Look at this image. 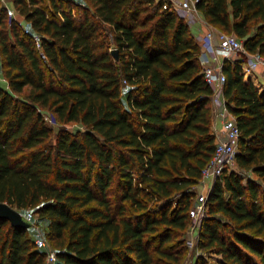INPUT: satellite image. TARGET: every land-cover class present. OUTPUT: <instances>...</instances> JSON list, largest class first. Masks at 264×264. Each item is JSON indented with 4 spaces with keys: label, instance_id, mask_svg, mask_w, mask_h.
Returning <instances> with one entry per match:
<instances>
[{
    "label": "trees",
    "instance_id": "1",
    "mask_svg": "<svg viewBox=\"0 0 264 264\" xmlns=\"http://www.w3.org/2000/svg\"><path fill=\"white\" fill-rule=\"evenodd\" d=\"M194 1L210 26L264 55V0ZM7 3L0 203L46 223L58 264H183L196 188L217 149L193 27L164 0ZM244 61L222 68L237 165L214 182L196 243L222 264H264V89L245 80ZM0 264H47L31 228L0 219Z\"/></svg>",
    "mask_w": 264,
    "mask_h": 264
},
{
    "label": "built area",
    "instance_id": "2",
    "mask_svg": "<svg viewBox=\"0 0 264 264\" xmlns=\"http://www.w3.org/2000/svg\"><path fill=\"white\" fill-rule=\"evenodd\" d=\"M6 3V0H0ZM159 1V0H157ZM165 9L169 7L182 17L196 16V2L194 0H164ZM10 15L14 16V12L10 10ZM30 33L29 29H26ZM34 40L38 48H41V38L34 35ZM220 54L228 60L239 61L241 58L233 59V56L239 54L242 59L246 57V61L242 63L244 76H250L260 73L264 80V55L260 53L248 54L244 48V44L237 36L210 30L203 36L201 43L200 61L203 66V73L206 82L213 87L214 95L212 98L213 105L218 110V115L222 120L223 136L218 139L216 153L212 161L207 165L202 174L201 184L205 181H216L228 169H235L237 165V151L240 138V130L237 126L235 117L227 108L226 101L223 98V90L227 81L226 75L223 73V66L220 64ZM2 56L0 54V62ZM1 73V69H0ZM264 88V87H263ZM210 193V192H209ZM209 195V194H208ZM208 195H200L199 203H196L190 212L192 220L201 222L207 212ZM24 220L31 224V231L34 232L35 245L38 250L45 252L47 264H58V256L53 250L38 225L35 224L36 216L30 211L22 214ZM189 246H194V241H188Z\"/></svg>",
    "mask_w": 264,
    "mask_h": 264
},
{
    "label": "rangeland",
    "instance_id": "3",
    "mask_svg": "<svg viewBox=\"0 0 264 264\" xmlns=\"http://www.w3.org/2000/svg\"><path fill=\"white\" fill-rule=\"evenodd\" d=\"M8 2V0H6V3ZM4 3V2H2ZM17 14V13H16ZM203 17L202 15L198 12L196 14V16H191L189 17H185V20L193 27H201L202 23H203ZM20 24L23 25V29H29L31 30V28L29 27V25L27 23H25V20L23 18L22 22H20ZM214 31V30H212ZM215 34L218 33L216 31H214ZM115 52V51H114ZM113 52V53H114ZM237 57H240L242 59V57L239 54H236L233 56V59H236ZM1 75V73H0ZM47 121L50 125H52L55 129V133L58 131L59 127L58 125L55 124V121L52 117H47ZM68 129H71L72 131H74L75 129H78V126L76 125H68ZM211 185H212V181H205L201 184L198 185V187L196 188V197H195V204L199 203V196L200 195H208L210 190H211ZM26 213V212H25ZM36 216V221L35 224L39 226L40 231L42 232L43 236H45L46 233V223L43 222L42 220H40L38 218L37 215ZM199 227H200V222L198 221H192V225L190 226L188 233H187V240H193L194 241V246H189L188 245V250H187V255L185 257V260L183 262V264H196V260L198 258H204L205 259V264H222L221 263V257L220 256H216L213 254H209V253H204L202 251H200L197 246V238H198V231H199ZM31 234L34 236V232L31 231ZM188 243V242H187Z\"/></svg>",
    "mask_w": 264,
    "mask_h": 264
},
{
    "label": "crops",
    "instance_id": "4",
    "mask_svg": "<svg viewBox=\"0 0 264 264\" xmlns=\"http://www.w3.org/2000/svg\"><path fill=\"white\" fill-rule=\"evenodd\" d=\"M7 5V7H10L8 3H4ZM14 17L15 19L20 23L22 22L23 20V17L20 16L19 14H16L14 13ZM210 30H214L216 32H219L218 29H215L213 28L212 26H210L206 21L205 19H203V23L201 25V27H195L193 28V31L195 32V35L197 37V40L198 42L202 43V39H203V36L206 32L210 31ZM220 64L223 66L224 62L226 61V58L224 57L223 54H220ZM252 80V82L262 91L264 88V80L262 78V75L260 73H255V74H252L250 76H245V80ZM211 106H212V109H213V112H214V117H213V130L214 132L216 133V136H217V142H218V139L220 137L223 136V125H222V120L220 119L219 115H218V110L215 108V106L213 105V102H211ZM212 186H213V183L211 185V189H212ZM211 191V190H210Z\"/></svg>",
    "mask_w": 264,
    "mask_h": 264
},
{
    "label": "water",
    "instance_id": "5",
    "mask_svg": "<svg viewBox=\"0 0 264 264\" xmlns=\"http://www.w3.org/2000/svg\"><path fill=\"white\" fill-rule=\"evenodd\" d=\"M114 55H116V51ZM0 219L10 221L14 227L31 228V224L24 220L22 213L7 203H0Z\"/></svg>",
    "mask_w": 264,
    "mask_h": 264
}]
</instances>
